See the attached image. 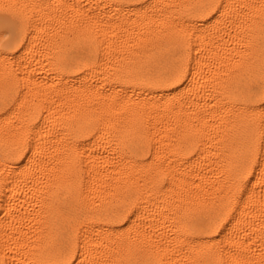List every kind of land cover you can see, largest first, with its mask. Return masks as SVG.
<instances>
[{
	"label": "clouds",
	"instance_id": "9594fccd",
	"mask_svg": "<svg viewBox=\"0 0 264 264\" xmlns=\"http://www.w3.org/2000/svg\"><path fill=\"white\" fill-rule=\"evenodd\" d=\"M218 2L220 17L197 30L192 14L201 0H42L43 8L32 7L37 0H0V13L19 12L33 33L19 62L0 57V264H41L40 254L68 232L78 237L82 264H196L190 249L206 240L187 224L232 196V153L244 149L248 133L240 98L264 78V0ZM76 13L98 30L70 31L66 22ZM114 32L139 43L138 54L109 52ZM69 53L91 61L86 76L56 70ZM177 53L194 69L183 96L120 79L161 75ZM232 59L239 67L220 74ZM212 72L217 77L202 86ZM205 121L214 139L205 130L193 144L185 122L203 128ZM148 143L155 165L137 148ZM26 154L6 187V162ZM163 174L168 188L161 190ZM129 204L140 214L114 223ZM249 211L241 208L231 239L208 245L223 255L199 264H232L233 257L264 264V224L248 228ZM150 243L162 250L158 257Z\"/></svg>",
	"mask_w": 264,
	"mask_h": 264
},
{
	"label": "snow or ice",
	"instance_id": "6c2138e0",
	"mask_svg": "<svg viewBox=\"0 0 264 264\" xmlns=\"http://www.w3.org/2000/svg\"><path fill=\"white\" fill-rule=\"evenodd\" d=\"M32 7L43 8L42 0H37V3ZM225 5L218 0H201V3L197 6L195 15L198 19L193 21L197 30L210 25L213 21H216ZM66 27L71 31L73 29H80L81 27L87 29L90 33L98 30V25L85 17L76 13L70 20L66 22ZM33 36L31 31L24 26L22 15L15 11L9 10L7 12L0 13V57L9 62H19L24 54L29 50L30 40ZM105 43L110 45L109 52L119 51L121 53L118 59H124L122 55L128 52L129 49H133L130 55L138 54L135 49H138L141 45L129 41L127 38L120 36L118 33H112ZM89 49L94 47V44L88 45ZM195 51V49H192ZM71 54H67L62 57L56 65V70L61 72L77 73L78 76H86L88 74L87 68L84 65L91 63L87 57H82L79 60H73L70 58ZM177 62L171 65H166L168 70L161 75H145L143 72L135 75L129 73H120V79L125 82L142 83L146 87H151L162 91L166 96H173L174 94L183 96L189 93L193 87L192 75L193 66L188 65L187 69L183 63V53L176 54ZM160 63H166L160 61ZM220 67L227 71H232L239 67L238 62L235 59L231 61V67L229 65L221 64ZM216 72H212L205 78V82L202 86H207L217 77ZM37 95L40 93L37 92ZM240 102L245 106L244 116L248 122V133L245 143V147L239 153L233 151L232 160V196L227 202L221 204L212 213L201 214L200 216L190 220L187 227L194 233L200 234L206 240L203 247L193 246L190 251L192 253V259L199 264L201 257L206 255L222 256L223 250L220 247L211 248L210 244H214L216 241L228 240L232 238V231L234 225L240 222L238 213L241 208H249L243 223L256 231L257 226L264 224V78L260 82L252 81L249 84L247 91L240 98ZM19 103V100H17ZM119 110H124V102L118 101ZM15 107V105H13ZM11 111V109H9ZM257 120L260 121V128L257 130ZM40 124L37 123L34 127L39 128ZM214 125L204 122L203 128L196 126L195 124H189L185 122L182 131L185 135L191 138L193 144L198 143V138L205 134L207 130L208 138L214 139L212 136V128ZM87 136L88 132L85 131L81 134ZM218 147H222L227 151V145L219 144ZM137 148L141 152H148V161L155 165V152L154 146L151 143L139 144ZM190 151L191 148L189 147ZM29 153L31 147H29ZM27 154L20 160L19 163L6 162V169H11V175L5 179V186L10 187L12 176L20 169L21 165L27 161ZM146 161V163L148 162ZM157 187L162 186L168 188L167 175L163 174L156 179ZM180 196L181 193H176ZM193 198L200 199L198 194H193ZM140 207L138 205L129 204L126 207L119 210V212L113 217L114 223H119L120 220H125L126 223L131 221L140 214ZM264 236V231L261 232ZM149 247L155 249V255L158 257L161 253V249L150 243ZM41 264H82L83 252L79 245V240L73 238L72 232H68L58 239L54 245L46 247L45 251L41 254ZM217 264H224V261L218 260ZM232 264H251L249 261H242L239 257H233Z\"/></svg>",
	"mask_w": 264,
	"mask_h": 264
}]
</instances>
